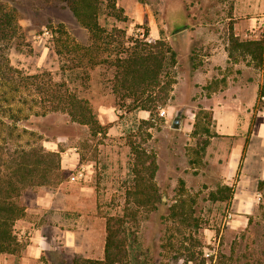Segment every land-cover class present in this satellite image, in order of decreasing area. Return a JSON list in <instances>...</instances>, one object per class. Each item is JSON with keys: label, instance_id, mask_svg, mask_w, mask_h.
Returning <instances> with one entry per match:
<instances>
[{"label": "rangeland", "instance_id": "rangeland-1", "mask_svg": "<svg viewBox=\"0 0 264 264\" xmlns=\"http://www.w3.org/2000/svg\"><path fill=\"white\" fill-rule=\"evenodd\" d=\"M115 1L126 20L104 15L102 26L164 39L176 54L166 103L151 112L114 107V95L99 91L98 67L81 66L70 82L72 56L66 42L86 44L89 33L65 2L0 0L15 13L13 34L0 35V176L21 149H39L46 157L34 173L35 182L19 192L24 212L12 225L18 244L0 252V260L7 259L0 263L102 259L106 218L125 219L136 211L140 264H264V185L246 224L231 228L232 217L244 211L246 195L224 188L222 158H217L222 146L216 142L222 136L210 109L225 97L228 109L246 115L248 102L254 101L251 119L255 122L258 113L264 118V55L251 57L233 44L264 43V21L255 33L246 31L238 20L227 18L231 0ZM222 47L228 60L214 64L210 56ZM248 79L254 85H242ZM60 82L90 100L105 133L92 134L88 125L52 110L51 91ZM175 117L178 128L172 127ZM130 143L155 157L154 171L145 158L142 175L158 188L163 203L157 206H138L128 198L138 193ZM78 172L82 175L72 180ZM47 194L49 206L32 211L38 196Z\"/></svg>", "mask_w": 264, "mask_h": 264}, {"label": "trees", "instance_id": "trees-1", "mask_svg": "<svg viewBox=\"0 0 264 264\" xmlns=\"http://www.w3.org/2000/svg\"><path fill=\"white\" fill-rule=\"evenodd\" d=\"M61 1L65 2L77 21L89 33L86 44L73 40L66 42L67 51L72 56V65L68 67L73 71L70 82H73L78 73L76 70L81 66H87L91 70L98 67V83L101 84L99 91L112 93L114 107L117 109L130 112L140 108L151 112L161 103H166L174 83L171 70L176 64V54L164 39L147 40L146 35L129 33L121 27L102 26L99 19L104 15L120 21L126 20L115 0ZM14 28V11L0 3V35L11 36ZM233 44L242 46L251 57L264 55V43L260 39L234 41ZM262 63L263 59L260 58V65ZM55 85L50 101L53 111L65 112L70 121L88 125L92 134L105 133L106 125L98 121L89 99L71 91L65 82ZM130 149L135 156V185L138 193H130L128 198L132 197L138 206H157V203H163L158 188L142 175V167L146 165L145 158H149L147 168L154 171L155 157L146 155L144 150L135 148L132 143ZM18 153V158L11 157L8 171L3 177L0 176V252H10L17 246L12 225L24 212V206L17 202V197L21 189L30 182H35L34 173L46 160L44 153L39 149H21ZM48 156L58 155L48 152ZM57 166H48V170ZM263 185L264 180L258 181L259 189H262ZM224 188L232 193V189L230 191L227 185ZM124 217L125 219L115 215L106 218L102 259H75L74 264H140L138 258L142 253H136L139 248L136 211ZM146 256L147 254L144 255ZM190 257L192 258V255Z\"/></svg>", "mask_w": 264, "mask_h": 264}, {"label": "crops", "instance_id": "crops-1", "mask_svg": "<svg viewBox=\"0 0 264 264\" xmlns=\"http://www.w3.org/2000/svg\"><path fill=\"white\" fill-rule=\"evenodd\" d=\"M231 17L238 20L237 22L246 31L250 30V32L255 33L257 28L261 26V22L264 21V0H231L230 14L227 18ZM246 31L243 32L244 35L248 34ZM238 35L239 33L236 32L235 36ZM227 52V49L222 47L210 58L214 64L216 62V64H221L223 59L224 62H227L229 57ZM198 77L199 80H202L201 74ZM254 82V80L248 79L243 81L242 85H254ZM228 84L231 85L229 82ZM224 101L225 97L222 98L219 105L210 109L213 112L212 120L216 132L222 136L216 142L222 146L217 158H222L220 173L223 182L232 186V193H244L246 195L245 201L247 203L243 205L244 211L236 214L230 220L231 228L241 229L246 224V214L250 211L255 196L262 193V189L258 188V181L264 180V118L259 117L260 113H258L255 122L251 119V107L254 101L253 103L248 102V107L244 111L246 115L241 114L242 111L228 109V105ZM225 144H228V147L225 150V155H222ZM237 196L239 197L236 195L234 198ZM49 204L48 194L38 196L36 208L34 207L32 211L37 212L48 207ZM2 261L5 262L7 259L2 260L1 258L0 262Z\"/></svg>", "mask_w": 264, "mask_h": 264}, {"label": "water", "instance_id": "water-1", "mask_svg": "<svg viewBox=\"0 0 264 264\" xmlns=\"http://www.w3.org/2000/svg\"><path fill=\"white\" fill-rule=\"evenodd\" d=\"M172 127H174V128H178L179 127V122L177 120V117L174 118V120L172 122Z\"/></svg>", "mask_w": 264, "mask_h": 264}, {"label": "built area", "instance_id": "built-area-1", "mask_svg": "<svg viewBox=\"0 0 264 264\" xmlns=\"http://www.w3.org/2000/svg\"><path fill=\"white\" fill-rule=\"evenodd\" d=\"M81 175H82V173H81V172H78L77 175H76V174H75V175H72V176H71V179H72V180H74V179H78Z\"/></svg>", "mask_w": 264, "mask_h": 264}]
</instances>
